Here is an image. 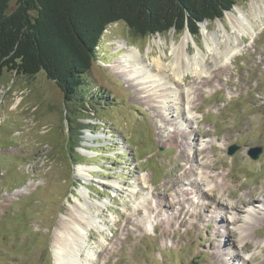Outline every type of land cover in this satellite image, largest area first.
<instances>
[{
    "label": "rangeland",
    "instance_id": "rangeland-1",
    "mask_svg": "<svg viewBox=\"0 0 264 264\" xmlns=\"http://www.w3.org/2000/svg\"><path fill=\"white\" fill-rule=\"evenodd\" d=\"M262 5L237 2L222 19L201 24L197 38L187 30L137 38L121 22L109 25L88 73L99 105L89 103L92 120L81 121L87 130L78 140L53 81L43 72L29 79L3 70L0 264H53V234L71 217L76 198L83 203L80 191L96 205L100 226L84 231L78 258L90 249L88 264H264V16H251ZM239 18L251 24V34L239 32ZM227 46L236 55L222 56ZM128 47L161 85L140 92L112 70ZM175 51L181 59L198 55L202 73L175 81ZM157 58L164 65L158 70ZM231 147L237 149L229 155ZM256 150L254 160L249 154ZM189 169L190 184L183 175ZM198 174L208 183L195 180ZM250 192L254 204L240 211ZM237 200L236 210L226 208ZM147 217L154 221L150 231Z\"/></svg>",
    "mask_w": 264,
    "mask_h": 264
},
{
    "label": "trees",
    "instance_id": "trees-1",
    "mask_svg": "<svg viewBox=\"0 0 264 264\" xmlns=\"http://www.w3.org/2000/svg\"><path fill=\"white\" fill-rule=\"evenodd\" d=\"M12 1L0 0V74L30 79L43 72L61 90L78 140L87 130L81 121L92 120L89 103L99 105L88 73L109 25L121 22L137 38L171 30L197 38L200 24L246 0H16L11 10Z\"/></svg>",
    "mask_w": 264,
    "mask_h": 264
},
{
    "label": "bare ground",
    "instance_id": "bare-ground-1",
    "mask_svg": "<svg viewBox=\"0 0 264 264\" xmlns=\"http://www.w3.org/2000/svg\"><path fill=\"white\" fill-rule=\"evenodd\" d=\"M238 12H240V10H238ZM241 13H243V12H240L239 14H241ZM251 16L253 19H257V18L260 19L261 17H263L264 16V5L259 6V7H254V9L251 11ZM237 24H238V26H240L239 32H241L245 35H247L249 33L251 34V31H253L251 28V24L247 23L244 25L241 18L237 19ZM235 43L236 42H234V44ZM122 46H125V44L124 43H121L120 45L117 44V48H121ZM229 50H230V47L227 46L226 50L224 52H220V54L222 56L227 55V53H229L228 52ZM230 51H232V49ZM175 53H176V55H175L174 60L171 63V70H170L171 75H172V77H174L175 81H181L186 72H190L194 76L199 75V73H202V69H201L202 68L201 67L202 60H199L198 55H195V56L186 55L185 58L183 57L181 59L178 56V53L176 51H175ZM231 54L236 55V52L232 51ZM217 55H219V54H217ZM180 59H181V61H180ZM141 62L142 61L140 58L139 51L136 48L128 47L127 52L125 54H123L120 58H118L117 62H115L116 64H114V69H112V70L114 72H116L117 74H120L121 76H128L126 78L127 83H133V85L135 87H137L138 90L140 89L139 90L140 92L141 91L145 92V90H142V88L145 86L148 88H151V87H154L155 84L161 85L162 78L160 77V75L150 73V71L147 70L142 65ZM152 64L157 68V70L160 67H164L163 62L160 58L152 59ZM181 65H185L183 71L181 70L183 68ZM137 80H138V84L135 85V83L133 81H137ZM171 85L174 86L176 96H178V92H180V90H178L177 86H175L173 83H171ZM148 91L149 90H146V93ZM148 98H149V96H148ZM168 98L172 99L170 94H168ZM168 102H169L168 100L161 101V103L164 104V106H166L168 104ZM185 103H187V99H186ZM183 109H184V106H183ZM160 115H161V113H160ZM162 116L164 118L169 119V114H167V113L165 114V112L162 113ZM169 121H171V119H169ZM184 136L186 137V135H184ZM192 141H194V139H192L191 142ZM194 153L195 152H193V155H194ZM183 175H184V177L186 176L189 179H190V177H194V174L191 175V169H189V171ZM207 178L208 177L206 175L198 174L195 180L198 181V179H199L201 181H205L206 183H208V181L206 180ZM193 181L194 180H191V182H189V184L192 183ZM217 187H218L217 188L218 190L219 189L221 190L223 186L221 184H217ZM193 188H195V187L193 186ZM206 191H207V193H212L211 189H207ZM251 192H250V195L247 197L249 202L246 205H244L242 208H239L240 211L243 210V212H248L251 209L249 207L254 204V203L250 204V201L255 202V200H253L251 197ZM85 193L81 192V191L79 192V195L84 199L83 203H81L80 199L76 198V205L77 206L73 208V210L71 212V217L69 218V220H67V221L61 220L59 222L58 227H56L57 230H55V233L53 234L54 235L53 236L54 243H53L52 250H51L52 256H53V264H84L85 262H87V264H88V262L90 261L92 256H94L90 249H86L84 251V253L86 255L85 259L83 261H81L78 258V254L81 253V250H83V248H84L83 247L84 243L86 244L85 237H87V236H86V233L84 235V231L87 232L88 228H96L97 230L100 229L98 221L96 220L94 212L92 211L96 205L93 203H90L86 200ZM227 193H229V192L227 191ZM86 196H87V193H86ZM260 196H262L263 203H264V190L261 191ZM184 200L187 201L189 199L186 198ZM218 204L220 205L219 202H218ZM241 204H242V202L237 200L233 204L226 205L227 206L226 208H229L230 210H236L237 209L236 206L241 205ZM221 206H223V205L221 204ZM148 216L150 219H152V215L149 214ZM149 218L147 217V219H143V220L144 221L147 220L148 224H146L147 225L146 229H148L150 231V229H152L154 226V221H151V220L149 221ZM235 220L233 219V221H232L233 224L236 223ZM217 222H219V223L223 222L224 223V220L219 217ZM216 228H217V225H216ZM229 233L230 232H228V234ZM221 237L223 238L222 234H221ZM220 248H221V245H219V249H218L219 251H220ZM217 253L220 255L219 252H217Z\"/></svg>",
    "mask_w": 264,
    "mask_h": 264
},
{
    "label": "water",
    "instance_id": "water-1",
    "mask_svg": "<svg viewBox=\"0 0 264 264\" xmlns=\"http://www.w3.org/2000/svg\"><path fill=\"white\" fill-rule=\"evenodd\" d=\"M202 24H204V23H202ZM201 25V24H200ZM235 149H237L236 147H231V148H229L228 149V154L229 155H231L233 152H234V150ZM260 150H256L255 152H250V154H249V156L252 158V159H257L258 158V156H259V154H260Z\"/></svg>",
    "mask_w": 264,
    "mask_h": 264
}]
</instances>
